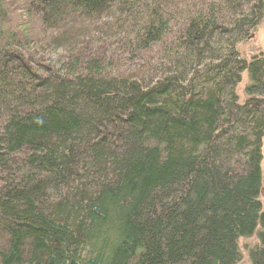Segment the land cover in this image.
<instances>
[{
    "label": "trees",
    "instance_id": "16d2710c",
    "mask_svg": "<svg viewBox=\"0 0 264 264\" xmlns=\"http://www.w3.org/2000/svg\"><path fill=\"white\" fill-rule=\"evenodd\" d=\"M263 18L0 0V264H236L244 237L264 264V58L238 50Z\"/></svg>",
    "mask_w": 264,
    "mask_h": 264
},
{
    "label": "rangeland",
    "instance_id": "374dc122",
    "mask_svg": "<svg viewBox=\"0 0 264 264\" xmlns=\"http://www.w3.org/2000/svg\"><path fill=\"white\" fill-rule=\"evenodd\" d=\"M255 36L253 39L248 41L246 45H240L238 50L241 52V55L243 57L249 58L255 54H259L260 51L264 50V18L262 19V22L260 26L257 28L256 31H254ZM255 47H258L256 50H254ZM243 75H246L243 73ZM247 75L244 76L243 79L241 78L240 83L237 86V95L240 102H243L246 96V92L243 90L244 85L247 82ZM246 81V82H245ZM262 155L264 157V138H263V145H262ZM262 177L264 180V160H262ZM261 200H263V196L261 195ZM256 239L255 237H244L239 239V247H240V260L236 264H246L247 263V248L255 243Z\"/></svg>",
    "mask_w": 264,
    "mask_h": 264
},
{
    "label": "flooded vegetation",
    "instance_id": "af4514ba",
    "mask_svg": "<svg viewBox=\"0 0 264 264\" xmlns=\"http://www.w3.org/2000/svg\"><path fill=\"white\" fill-rule=\"evenodd\" d=\"M254 36H255V33H250L245 39H244V41L242 42L243 44L242 45H246V44H248L249 42L248 41H250L251 39H253L254 38ZM248 42V43H247ZM258 47H255L254 48V50H256ZM242 56V55H241ZM258 57H261V58H258ZM242 58L246 61V63H248L251 59H254V58H256V59H263L264 58V50L263 51H260L259 52V54H255V55H253V56H251V57H249V58H246V57H243L242 56ZM243 73H245L246 75H247V73H246V71H244ZM243 73H242V75H241V78L243 79V77L245 76L246 77V75H243ZM247 79V78H246ZM246 82V81H245ZM247 83H248V80H247V82H246V84L244 85V91H245V88H246V85H247ZM249 98H252V97H250V96H245V99L243 100V102L245 101V100H247V99H249ZM242 102V103H243Z\"/></svg>",
    "mask_w": 264,
    "mask_h": 264
}]
</instances>
